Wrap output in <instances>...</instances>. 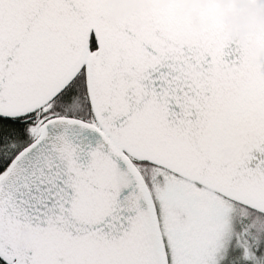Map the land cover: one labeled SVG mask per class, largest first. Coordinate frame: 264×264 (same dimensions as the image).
Segmentation results:
<instances>
[{"label": "snow or ice", "instance_id": "6c2138e0", "mask_svg": "<svg viewBox=\"0 0 264 264\" xmlns=\"http://www.w3.org/2000/svg\"><path fill=\"white\" fill-rule=\"evenodd\" d=\"M118 2L0 0V264H264V60Z\"/></svg>", "mask_w": 264, "mask_h": 264}, {"label": "water", "instance_id": "95a60500", "mask_svg": "<svg viewBox=\"0 0 264 264\" xmlns=\"http://www.w3.org/2000/svg\"><path fill=\"white\" fill-rule=\"evenodd\" d=\"M235 4L239 11H229ZM177 6L193 33L203 31L218 19L228 27L230 38L244 47L252 60H264V47L257 40L264 36V9L256 14L253 0H122L115 5L114 19L152 12L157 6Z\"/></svg>", "mask_w": 264, "mask_h": 264}]
</instances>
